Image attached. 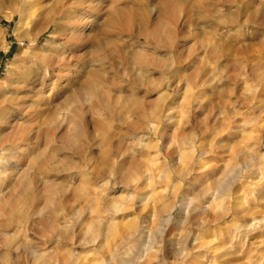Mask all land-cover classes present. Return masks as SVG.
Listing matches in <instances>:
<instances>
[{"label": "rangeland", "instance_id": "1", "mask_svg": "<svg viewBox=\"0 0 264 264\" xmlns=\"http://www.w3.org/2000/svg\"><path fill=\"white\" fill-rule=\"evenodd\" d=\"M19 18L0 0L2 170L19 164L0 264L264 263V0H39Z\"/></svg>", "mask_w": 264, "mask_h": 264}, {"label": "bare ground", "instance_id": "2", "mask_svg": "<svg viewBox=\"0 0 264 264\" xmlns=\"http://www.w3.org/2000/svg\"><path fill=\"white\" fill-rule=\"evenodd\" d=\"M38 1L39 0H9V2L10 3H12L13 5H15L16 7H17V14L19 15V22L21 21V22H23L25 19H24V16L27 14V13H29V12H34V8H36V5L38 4ZM62 8H61V10H62V12H63V15H64V18H68L69 17V19H70V17H71V15L72 14H77V15H74L73 16V18L72 19H78L77 18V16H78V14H83L84 13V9H85V7H83V8H81V9H77L76 11H71L72 9V5H71V3H62ZM51 36H52V34H51ZM37 37H33L32 38V40H34V39H36ZM32 55H34V53H32ZM36 55V54H35ZM34 55V56H35ZM50 57L51 56H47V57H43V61L44 62H46L47 63V66L49 67V65L50 64H52V58L50 59ZM57 57H60V55H58ZM62 58V57H61ZM63 64H65V63H63ZM53 65V64H52ZM56 65V64H55ZM66 65V64H65ZM56 66H58V68H56L55 70H56V75H57V77L59 78V77H62V76H64L65 74V71L67 70V66H64V65H61L60 64V66L59 65H56ZM29 71V70H28ZM53 71H54V69H53ZM25 72H22L21 73V75L22 74H24ZM29 73V72H28ZM67 73V72H66ZM254 73V76H256V77H259V72L258 71H254L253 72ZM20 75V76H21ZM25 75V74H24ZM263 79H264V77H263ZM258 80V79H257ZM42 81V80H41ZM263 81V80H262ZM40 93V92H39ZM38 92H37V94H39ZM94 93V92H93ZM97 93V92H96ZM17 95V94H16ZM15 96V95H14ZM14 99H10V100H6L7 101V104H6V106L4 107V108H0V120H1V122H2V125L4 124L3 122H5L6 121V119H7V116L8 115H10L11 113H12V101H13ZM41 100H42V98H41ZM17 102V101H16ZM21 102V101H20ZM37 102V101H36ZM42 103V102H41ZM40 104V103H39ZM15 105H17L18 107H19V105L16 103ZM37 106V105H36ZM37 109V107H34L33 109L34 110H30V112H29V110H27V112H28V114H32L36 109ZM42 108V107H41ZM23 110V109H22ZM41 111L42 109H39V107H38V109L36 110L37 112L38 111ZM24 113H26L25 111H24ZM6 123V122H5ZM33 125V124H32ZM28 126V125H27ZM39 126V125H38ZM41 126V125H40ZM29 127V126H28ZM28 127H26L25 125H23V124H21V123H17L16 125H15V128L13 129L14 130V132H13V135L15 136L14 138V143L15 144H18V143H20L22 140H24V138L27 136V134L31 131V129L30 128H28ZM81 134V131H79L78 130V133H77V136H79ZM74 138V137H73ZM75 138H76V136H75ZM67 141L68 142H70L71 141V139L70 138H67ZM11 143H12V141H11ZM8 144V143H7ZM5 145V144H4ZM10 148V147H9ZM9 148H7V146H2L1 148H0V177H5V176H7V175H15V168H17L18 167V162H15V164H14V166H12V167H10L11 168V171H8L7 169L6 170H2V168H3V166H4V164H5V158L6 157H8V150H9ZM11 151H12V149H10ZM12 156H15L16 157V153H12ZM262 156H264V155H262ZM230 172V171H229ZM24 173H26V172H24V171H20V173L18 174V175H23ZM233 174V173H232ZM24 176V175H23ZM218 182V181H217ZM263 186V185H262ZM224 188V184L222 185V182H220V187L218 188V191L219 192H221L222 194H224V192H223V189ZM264 188V187H263ZM263 188H261V190H263ZM264 191V190H263ZM211 194V193H210ZM260 195V194H259ZM263 196H264V192H263ZM263 196H261V197H263ZM264 198V197H263ZM262 198V199H263ZM241 202H243V201H241L240 199H237L236 200V203L234 204L235 206H233V207H235V208H232V210H238L239 208H241L240 207V203ZM228 203V202H227ZM209 204H211V203H209ZM206 204H204V206H205ZM206 208H207V206H205ZM216 207V206H215ZM204 208V207H203ZM209 208H210V205H209ZM208 208V209H209ZM200 209V208H199ZM202 209V208H201ZM200 209V210H201ZM199 210V211H200ZM210 210V209H209ZM230 210H231V206H230V204H223L222 206H218V207H216L215 209H213L212 208V210L211 211H206V210H204V212H207V220H209V221H217V220H219V219H221L223 216H226L227 214H230L229 212H230ZM210 212V213H209ZM210 217V218H209ZM226 218V217H225ZM223 220V219H222ZM211 221V222H212ZM220 221V220H219ZM263 224V223H262ZM259 225V224H258ZM262 227V226H261ZM240 228H242V227H240ZM241 231V230H240ZM243 232V231H242ZM245 232V231H244ZM247 232V231H246ZM235 234V233H234ZM196 235V234H195ZM172 237V236H171ZM196 238H198V236H195ZM195 238V239H196ZM167 239V238H166ZM168 241V243H169V240H167ZM236 243V242H235ZM174 244V243H173ZM211 245V244H210ZM211 247V246H210ZM224 247V246H223ZM233 247V246H232ZM168 248V247H167ZM215 248V247H214ZM217 248V247H216ZM225 248H226V246H225ZM169 251H170V253L172 254V255H174V256H176V255H183V253H181L180 251H178V249H176L173 245H172V242H170V244H169ZM199 249V248H198ZM206 249V248H205ZM224 249V248H223ZM231 249V248H230ZM210 250H212V249H210ZM215 251H213V252H217V251H219L218 250V248L217 249H214ZM221 250V249H220ZM227 251V250H226ZM212 252V251H211ZM223 252H225V251H223ZM166 253V252H165ZM220 253H222V252H219V255L218 254H216L215 253V255H216V259L217 258H219V259H223L222 257H223V255L222 256H220ZM224 254V253H223ZM226 254V253H225ZM212 255H214V254H212ZM202 256V255H201ZM263 257V256H262ZM203 258V260H204V256L202 257ZM226 258V257H225ZM264 258V257H263ZM196 259H198V258H196ZM200 259V258H199ZM198 259V260H199ZM205 259H206V257H205ZM203 260H201V261H203ZM218 260V259H217ZM264 260V259H263ZM263 260H261V261H263ZM163 261V260H162ZM206 261V260H205ZM260 262V261H259ZM201 262L199 261V264H200ZM207 263V262H206ZM209 263V262H208ZM158 264V263H157ZM259 264V263H258ZM260 264H264V263H260Z\"/></svg>", "mask_w": 264, "mask_h": 264}, {"label": "clouds", "instance_id": "3", "mask_svg": "<svg viewBox=\"0 0 264 264\" xmlns=\"http://www.w3.org/2000/svg\"><path fill=\"white\" fill-rule=\"evenodd\" d=\"M82 53V51L79 53V54H81ZM62 57V58H61ZM81 58V56L79 55L78 57H76V59H80ZM73 59V57L72 56H68L67 57V61H71ZM57 64H59V63H63V62H66L65 61V57L63 56V55H61L58 59H57ZM44 75L45 76H47L48 75V66L47 65H45V68H44Z\"/></svg>", "mask_w": 264, "mask_h": 264}]
</instances>
